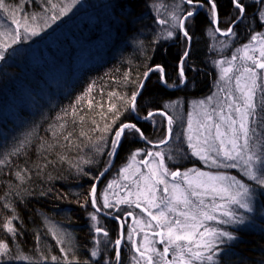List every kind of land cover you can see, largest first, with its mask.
Here are the masks:
<instances>
[{"label": "trees", "instance_id": "trees-1", "mask_svg": "<svg viewBox=\"0 0 264 264\" xmlns=\"http://www.w3.org/2000/svg\"><path fill=\"white\" fill-rule=\"evenodd\" d=\"M150 1L112 0L109 8L100 16L83 21L82 28L86 27L88 34L91 32L105 44L101 50L107 54L106 61L96 66L99 75L109 73L116 67L117 59L113 52L122 46L125 39L135 32L139 25L149 24L154 19L149 9ZM167 1L173 3L171 6L179 2L185 12L189 8L182 0H164L162 13L167 10ZM5 2L24 14L40 12L46 8L44 2L36 3L37 0ZM216 2L218 27L226 30L239 12L233 7L231 0ZM241 2L246 5L245 17L234 25L232 36L225 37L218 32L215 36H209L208 29L213 27L215 31V27L209 20L207 10L202 9L194 22L187 23L190 41L186 42L182 34L177 32L173 39L153 47L146 59L144 73L149 68L160 65L165 70L168 83L175 86L167 87L161 83L160 72L149 73L141 94L137 97V114L125 110L116 127L124 122L137 123L149 140L159 141L165 132V118L156 115L154 119L157 125L153 126L150 121L137 120L136 115L144 116L150 109H163L165 104L169 105L165 111L173 115V101L182 102L183 109H186L193 100L205 97L217 78L209 49L213 43L212 37L228 42L225 50H217L218 54L214 51V55L219 58L226 52L230 53L231 49L248 42L253 34L264 33V20L258 11L262 10L263 4H260L259 0ZM129 12L132 15L125 19ZM63 45L62 41H58L53 50L60 52ZM186 47L189 51L184 65L187 83L181 85L178 75L179 62ZM51 55L55 54L40 57L37 55L38 59L35 62L28 61V66L23 65L19 56V61L10 59L0 62V107L9 105L5 118L0 113V160L4 161L0 164V226L11 217H17L13 221L15 235L0 227V240L7 242L9 247L6 259L16 264H29L27 261L35 264H57L61 257L65 262L62 264H87L86 255L92 248L90 244L93 238L88 214L94 211L89 193L97 180L96 177L106 169L110 160H106V151L97 153L91 149L83 152L85 155H78L55 147L50 141L49 131L55 122L67 119L77 103L87 101L90 93L99 84L96 81H69L65 87L63 82H60V86L54 88L50 84L53 77L52 67L48 65L51 63ZM55 58L57 60V55ZM141 80H144V74ZM257 83L264 84V73L261 71L258 72ZM90 86L91 92L88 91ZM259 95L258 91V98ZM175 131L174 128V133ZM21 141L24 142L23 147L16 151ZM140 149L157 150L153 144L138 137L126 136L117 153L115 164L120 161L122 163L130 152ZM84 160H91L92 163H83ZM104 179L102 176L98 181L99 186ZM253 190L254 199L261 202L262 212H251L245 225L231 229L238 239L220 246L219 259L215 264H264V197L263 194H258L254 187ZM97 215L101 217L100 214ZM120 216L125 219L127 214L122 213ZM52 223L56 224L55 227H59L60 231L69 230L75 235L76 260L72 254L61 252L60 239L55 235L57 232L50 229ZM104 228L112 241L118 238L119 224L113 223ZM111 247L106 256L111 264H116L115 251L112 245ZM120 248L119 264H126L132 260L133 252L127 245ZM18 255L29 259L18 260ZM51 256H56L57 261L53 262ZM95 264H104V261L99 258Z\"/></svg>", "mask_w": 264, "mask_h": 264}, {"label": "snow or ice", "instance_id": "snow-or-ice-1", "mask_svg": "<svg viewBox=\"0 0 264 264\" xmlns=\"http://www.w3.org/2000/svg\"><path fill=\"white\" fill-rule=\"evenodd\" d=\"M72 2L74 3L75 0ZM182 2L189 6L188 10L185 12L177 5L180 12L179 19L177 20V14L173 13L172 23L170 29L166 30V36L163 33H158L157 39H172L177 35L172 29H178V33L182 34L185 41H190L191 36L187 23L188 21L194 22L195 17L202 9L207 10L211 23L218 25L216 0H182ZM259 3L264 4V0H259ZM231 4L238 10L239 15L231 20L226 30L215 28L216 32L225 37L234 34V25L242 20L246 13V5L241 0H231ZM0 10L9 11L5 0H0ZM67 10H69L67 6L61 8L60 15H64ZM258 11L259 15L264 17V10L258 9ZM131 15V12L127 13L125 19ZM57 18L55 15L51 17L53 21ZM29 19L34 20L35 17H25L24 23L13 20L16 29L11 35L10 42L5 40L0 43V61L5 59L8 49L19 42L21 30L26 36L38 35L36 28L28 23ZM157 23L166 25L169 24V20L160 18ZM258 39L261 44L260 58L249 55L248 46L245 45L241 59L251 61V66L243 67V71L237 69L238 74L230 75L233 72L232 62L237 59L236 55H233L231 60L216 62L217 66L221 67L219 81L226 85L234 81V88L228 87L226 90L225 87H221L219 92L224 93L222 97L213 93L205 99L197 101L193 106V111L187 114L186 125L180 133H174L173 125L176 123V117L165 111L169 108L168 104H165L163 109H150L144 116L136 115L137 120L150 121L153 126L157 125V121L154 119L156 115L165 118L167 123L164 135L156 142L149 140L137 123L124 122L113 128L112 125L120 119L123 113L116 108L115 104L109 106V111L115 113L111 124L105 125L104 129L113 133L108 141L107 155L110 160L118 153L128 135L153 144V147L157 149L156 151L148 150L145 158L140 161L147 168V173H139V179L135 182V193L129 190L128 194L117 200L115 205L109 202L105 196L102 204V207L106 209L118 207L120 204L134 205L150 217V220L146 222L137 218L136 223L151 230L152 237L158 239L153 241L146 233L144 242L137 246V242L132 240L131 233L128 236L134 251L142 259L145 258L146 253H151L146 257V264H156L154 256L167 258L169 253H172V258L167 264H214V258L220 254V246L229 244L237 240L238 237L232 231L223 227H212L208 222H215L217 225L242 226L245 225L248 217L237 212L236 209L243 210L244 213L253 210V191L250 185L236 177L219 172H205L199 169H186L182 172L179 168L172 171L167 166L166 160L174 161L191 155L209 167H242L243 176L247 177L249 181H253L257 187L264 189V84L257 83V70L264 73V59H261L264 58V33H256L251 37L253 43ZM156 42L157 40L154 39L153 43ZM188 56L189 51L186 47L179 62L178 75L181 85L187 83L184 65ZM225 64L228 66L224 67ZM153 71L160 72V81L165 86H175L168 83L165 70L160 65L149 68L144 73V80ZM125 79L127 80L128 77L126 76ZM144 80L138 83L136 91L132 93L131 103L125 109L126 111L137 114V97L144 87ZM91 90L90 86L88 91L91 92ZM258 91L259 98L257 97ZM89 106H91V102H89ZM172 107H176V102L172 103ZM174 135L180 143L175 147V155H172L171 142ZM69 136L71 133L64 139L68 140ZM23 143V141L20 142L16 151L23 147ZM181 145L186 146L187 151H184ZM161 146L168 147L162 148ZM96 150L101 151L99 147ZM141 151L143 150L133 152L132 159L140 155ZM2 163L4 161L0 160V164ZM83 163H92V161L84 160ZM125 171L126 169L121 170L122 173ZM137 171L139 172V169ZM103 174L101 172L100 176ZM100 176H97L96 179H99ZM124 179H128V177L124 176ZM108 187L111 188L112 185L109 184ZM89 195L94 209L88 214L91 221L90 228L93 231V247L90 249L89 255L95 260L101 255L103 250L101 245L104 248L112 245L115 251L114 259L119 264L120 246L124 237L121 235L114 241L109 239L107 229L98 219L97 214L101 212L102 208L97 201L95 184H93ZM132 196H135V199H131ZM5 207H9V205H5ZM127 215L132 216L133 213L128 212ZM16 219L17 217L13 216L0 227L5 232L15 235L16 228L13 221ZM141 230L143 231V228ZM153 243L163 245L162 253L153 246ZM8 252L7 242L0 240V256L6 255ZM61 252H65V249L62 248ZM16 259L29 258L18 255ZM57 259L56 256H51L53 262ZM65 260L67 261L66 256ZM104 264H111V262L105 258Z\"/></svg>", "mask_w": 264, "mask_h": 264}, {"label": "rangeland", "instance_id": "rangeland-1", "mask_svg": "<svg viewBox=\"0 0 264 264\" xmlns=\"http://www.w3.org/2000/svg\"><path fill=\"white\" fill-rule=\"evenodd\" d=\"M41 1L45 3L46 8L40 12H35L32 14H24L23 11L15 9L10 4H8L9 11L0 10V43L4 42L5 40L10 42L11 35L14 34L16 29V25L13 23L14 19L20 21L21 23H24L25 17H35L34 20L29 19L28 23L34 26L36 28V31L38 32V35L26 36L25 33L21 30L19 42L15 45H12V47L8 49V51L5 53L4 60L13 59L15 61H19V56V58L22 59L21 62H23V65L28 66V61L35 62V60L38 59V57H40L41 55H49L50 53H52L57 55V60L55 58V55H51V63H48V65L52 67L51 74L53 75V77L50 84L54 88H58L60 86V82H63L64 87L69 81L71 83L84 81H96V83L98 82L99 85H97V88L90 93L87 101L77 103L74 111L67 119L59 120L51 126L49 131L50 141L53 146L66 149L69 152L78 155H85L83 154V152L91 149L97 151L96 148L99 147L101 151H97V153L106 151L105 157H108V141L110 140V137L111 135H113V133L107 132L104 129L105 125L111 124L112 119L115 115L114 112L109 111V106L115 104L116 108L121 113H123L127 106L131 103L130 97L132 93L136 91L137 85L144 74L145 63L150 50L153 47L159 45L161 42L170 40L157 39V34L163 33V35L166 36V30L170 29L172 23V14L176 13L177 20L179 19L180 12L177 8V5H179L180 9L181 5L179 2H175V5L171 6V4L173 3L167 1V10L166 12L162 13V10L165 6L164 0H151L149 9L152 11L154 19L149 24L139 25L136 28V31L125 39L122 46L118 48L116 52H113V55L117 59L116 67L109 73H102L99 75L97 73L96 66L100 63H105L106 61L105 58L107 54L101 50V48L105 44L103 40L97 38L95 35H92L91 32L90 34H88L86 27L82 28V24L83 21L88 18L90 20H93L97 16H100L104 10L109 8V5H111L110 2L112 0H75L74 3L72 2V0ZM41 1L37 0L36 3L41 4ZM65 6H67L69 10H67L64 15H60L61 8ZM157 7L159 8L158 12ZM262 10H264V4ZM54 15L58 17L55 21L51 19V17ZM160 18L168 19L169 24H158L157 20ZM261 18L262 20H264V17ZM216 26L218 27V25H214L215 28ZM172 30L175 33L178 32V29ZM216 34L217 32L214 31L213 27L208 29L209 36H215ZM154 39L157 40L156 43H153ZM58 41H62L64 45L61 48L60 52H55L53 48ZM212 41L213 43H211V47L209 49L212 54L211 62L213 67H215L216 69L217 78L213 82L210 92L205 97L198 98L190 102L188 107L186 108L187 110L183 109L182 102L177 100L173 101L176 102V107L173 113L174 117H176V123L173 126L176 129L175 133H180L183 131L187 121V114L193 111V106L197 101L203 100L213 93H217L218 96L222 97L224 93L219 92V89L221 87H225L226 90L228 87L234 88V81L227 85L224 82L219 81L221 67H218L216 64L218 60L228 61L231 60V57L233 55H236L237 59L232 62L233 72L230 73V75H236L238 74L237 69L243 71V67L251 66V61L241 59L244 54L243 49L245 45L248 46L249 55L255 58H260L259 49L261 47V44L259 39L254 43L250 39L248 42L234 49H231L230 53L226 52L224 53L225 55L221 54L222 56H220L219 58L214 55V51H216V53L218 54L217 50H225V46L228 44V42L222 41L220 39H215L214 37H212ZM252 49L256 50L253 51ZM37 55L39 56L36 57ZM223 66L227 67L228 65L225 64ZM260 71L261 70H257V72ZM126 76L128 77L127 80L125 79ZM89 102H91V106H89ZM8 108V104L0 107V113H2L4 118L6 117L5 112L8 110ZM117 122L118 120L115 122V124L112 125L113 128L116 127ZM69 133H71V136H69L68 140H65L64 137ZM101 137H103V139H101ZM69 141H71V143H69ZM179 143L180 141L176 140V138H173V151L171 153L172 155H175V147ZM181 147L184 149V151H187L186 146L181 145ZM142 150L143 151L140 152V155H138L135 159H132V153L137 150L130 152V154L126 158H124L122 163L120 161L118 164H115V157L114 162L110 168L111 170L109 169L102 175L105 179L101 182V186H99V184H97L96 186L97 201L102 208L101 212L99 213L101 217L98 216V219L103 227L106 225L105 222L108 221L107 219L109 215L113 217L117 222V214L122 215V213H133L132 216L127 215V217L125 218V220L128 222L127 228L125 227V225H123V227H119L118 231V237L121 235L124 237V239H122L121 246L127 245L131 252H133L132 260L128 261L126 264H146V257L151 253H146L145 258L142 259L139 254L134 251L132 243L128 239V236L129 233H131L132 240H135L137 242V246L141 242H144V236L146 233L149 235L150 239H153V241L158 239L152 237L151 230H148L143 225L136 223L137 218L146 222L150 220V217L146 216L140 211V209L136 208L134 205L129 206L127 204H120L118 207L106 209L102 207V204L103 198L105 196H107L109 202L115 205L116 201L126 196L129 190L135 193V182L139 179V173H147V168L140 163V161L145 158L147 150ZM106 160L109 161V157ZM110 162L108 163V165L110 164ZM166 163L169 169L172 171H175L177 168H179L182 172L186 169H199L205 172H219L230 177H236V179L250 185V187L252 188L253 210L251 212H256L257 214L262 212L261 202L254 199L253 187L257 190L258 194H263V197L264 189L257 187L253 181H249L247 177L243 176L242 167H209L198 158L191 155H186L184 156V158L174 161L166 160ZM122 169H126V171L122 173ZM138 169L139 172L137 171ZM102 176L100 177V179L102 178ZM124 176H127L128 179H124ZM109 184L112 185L111 188L108 187ZM130 198L135 199V196H132ZM236 210L237 212L246 215L249 219V215L251 214V212L244 213L243 210ZM248 219L246 223L248 222ZM208 224L212 227H223L228 231H232V228L240 227L236 225H217L215 224V222H208ZM55 225L56 224L52 223L50 225V229L57 232L55 233V235H57V238L60 239L59 243L61 245V248L65 249L64 253L72 254V257L75 258V252L77 250L74 243L75 235L69 230H67V232H62L59 230V227H55ZM142 228L143 231L141 230ZM62 229L64 228L62 227ZM110 237L111 236H109V239ZM90 246L93 247V238ZM153 246L162 253L163 245L153 243ZM101 248L103 249L101 255L95 260H93L89 254L86 255L87 264H95V262L97 263L99 258H102L103 261L105 260V258H107L106 255L110 252L112 248L111 245H109L107 248H104V246L101 245ZM219 255L214 258V264L216 263V261H218ZM171 258L172 253H169L167 258L163 256H154L156 264H167V262L170 261ZM62 260L63 258L61 257L58 260L57 264L65 263ZM27 262L29 264H35L32 261ZM0 264L16 263L8 261L6 259V255H3L0 256Z\"/></svg>", "mask_w": 264, "mask_h": 264}, {"label": "flooded vegetation", "instance_id": "flooded-vegetation-1", "mask_svg": "<svg viewBox=\"0 0 264 264\" xmlns=\"http://www.w3.org/2000/svg\"><path fill=\"white\" fill-rule=\"evenodd\" d=\"M117 222L115 221V219L113 218V217H111L110 215L108 216V221H106L105 222V226H111L113 223H117V224H119V227H123V225H125V227L127 228V225H128V222L123 218L122 219V217L119 215V214H117Z\"/></svg>", "mask_w": 264, "mask_h": 264}, {"label": "water", "instance_id": "water-1", "mask_svg": "<svg viewBox=\"0 0 264 264\" xmlns=\"http://www.w3.org/2000/svg\"><path fill=\"white\" fill-rule=\"evenodd\" d=\"M216 27H217V26H216ZM218 33H219V32H218ZM144 81H145V80H144ZM115 157H116V155H115L114 157H112V160H111L110 164L106 167V169L103 171V173L107 172V171L111 168V166H112V164H113V162H114ZM99 176H100V175H99ZM100 177H101V176H100ZM99 180H100V178L96 180V182H95V185H96V186H97ZM119 262H120V261H119Z\"/></svg>", "mask_w": 264, "mask_h": 264}]
</instances>
